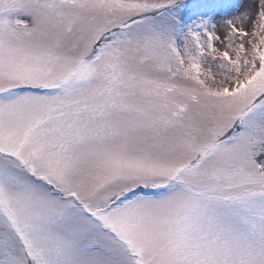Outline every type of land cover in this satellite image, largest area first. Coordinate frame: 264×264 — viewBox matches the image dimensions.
Masks as SVG:
<instances>
[{"label": "snow or ice", "instance_id": "1", "mask_svg": "<svg viewBox=\"0 0 264 264\" xmlns=\"http://www.w3.org/2000/svg\"><path fill=\"white\" fill-rule=\"evenodd\" d=\"M0 264H264V0H0Z\"/></svg>", "mask_w": 264, "mask_h": 264}]
</instances>
